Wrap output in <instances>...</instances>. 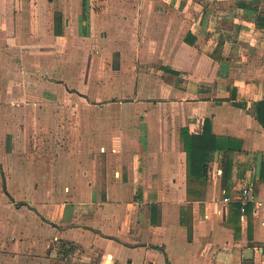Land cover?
Here are the masks:
<instances>
[{"label":"crops","instance_id":"0c3cea01","mask_svg":"<svg viewBox=\"0 0 264 264\" xmlns=\"http://www.w3.org/2000/svg\"><path fill=\"white\" fill-rule=\"evenodd\" d=\"M260 102L264 0H0V264H264Z\"/></svg>","mask_w":264,"mask_h":264},{"label":"trees","instance_id":"16d2710c","mask_svg":"<svg viewBox=\"0 0 264 264\" xmlns=\"http://www.w3.org/2000/svg\"><path fill=\"white\" fill-rule=\"evenodd\" d=\"M264 102L259 103L258 118L264 125ZM181 138L187 152L188 160L191 162L192 171L199 176L203 171V166L210 160L212 153L216 151L229 152L233 148H239L235 141L227 137L212 134L210 127L205 126L203 133L199 135L189 134L187 130L181 132Z\"/></svg>","mask_w":264,"mask_h":264},{"label":"rangeland","instance_id":"374dc122","mask_svg":"<svg viewBox=\"0 0 264 264\" xmlns=\"http://www.w3.org/2000/svg\"><path fill=\"white\" fill-rule=\"evenodd\" d=\"M3 122L6 125H7V123L8 124L9 123L12 124L13 122H15L14 123L15 124L14 125L15 128H26L28 126L27 121L25 122V125H23V124L18 125V123H23L22 121H9V120H6V121H3ZM41 122L43 123L44 121H41ZM54 122H55V124L51 123V121H49L47 123L49 124V126H50V124H52L53 127L56 126L54 128L60 127L59 126L60 121H54ZM69 122L75 124L76 120H70ZM44 123H43L42 127H44ZM9 138H10V144H11L12 137H9ZM28 138L31 140V144L29 145V147H28ZM15 141H16L15 142V152L13 154V158L20 159L21 161L29 158L28 152H27V148H31L33 146L32 138L28 137L27 135H21ZM34 147H35V149H37L39 154H42V156H38V158H44L43 157L44 152H47V153L48 152H51V153L55 152L56 144L50 139V137H48V139L46 140L41 135V136L38 137V140L34 141ZM55 153H57V152H55ZM107 154H108V151H106V152L104 151L103 152L102 150H100L99 151V155H98V159L101 162L106 161ZM95 155H96V153H94V155L92 156L93 159L97 158V157H95ZM19 203H25V201L24 200L18 201V204Z\"/></svg>","mask_w":264,"mask_h":264},{"label":"built area","instance_id":"2783aa9c","mask_svg":"<svg viewBox=\"0 0 264 264\" xmlns=\"http://www.w3.org/2000/svg\"><path fill=\"white\" fill-rule=\"evenodd\" d=\"M243 199L246 200L247 197H244ZM228 200H229V198H225V201H228ZM259 209H262V211H263L262 227L264 229V201H257L256 202V210L259 211ZM262 251H263V255H264V248H262ZM108 259H112V257H108ZM102 264H111V263H102ZM143 264H156V263H154L152 261H148V262L143 263Z\"/></svg>","mask_w":264,"mask_h":264}]
</instances>
